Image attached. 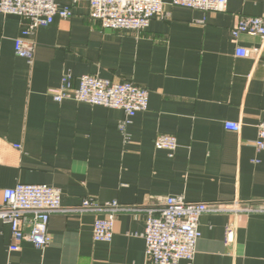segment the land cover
<instances>
[{
  "label": "crops",
  "instance_id": "obj_1",
  "mask_svg": "<svg viewBox=\"0 0 264 264\" xmlns=\"http://www.w3.org/2000/svg\"><path fill=\"white\" fill-rule=\"evenodd\" d=\"M164 1V15L138 32L104 27L90 16L89 0H60L72 16L40 25L30 57L15 50L28 21L0 12V205L19 183L62 195L44 248L23 240L12 250L11 227L0 219V264H149L146 209L163 197L264 201V149L255 146L264 121V39L232 35L239 17L264 13V0H228L225 11ZM238 47L260 51L239 56ZM68 73L74 87L85 74L136 83L149 90L148 107L123 132V109L54 99L50 90ZM227 121L240 131L226 129ZM160 134L177 137L173 152L155 146ZM88 197L142 209L119 212L113 239L95 241L93 223L103 213L75 210ZM200 230L194 258L179 264H264V212L204 213Z\"/></svg>",
  "mask_w": 264,
  "mask_h": 264
},
{
  "label": "built area",
  "instance_id": "obj_2",
  "mask_svg": "<svg viewBox=\"0 0 264 264\" xmlns=\"http://www.w3.org/2000/svg\"><path fill=\"white\" fill-rule=\"evenodd\" d=\"M172 5L205 11H225L228 0H171ZM164 0H89L90 16L106 28L114 30L143 31L152 18L164 15ZM0 12L14 14L28 22L22 35L15 41L17 55L30 57L35 48L31 35L40 25L52 23L56 17L70 18V6H63L60 0H0ZM260 35L264 39V13L259 16H241L232 29L237 39L241 33ZM258 48L238 47L239 56L259 53ZM72 74L64 75L62 86L51 89L56 101L74 99L92 105L123 109L127 120L121 124L124 132L126 124L137 112L146 110L149 90L131 81L115 82L97 75L85 74L79 77L76 87L72 84ZM228 130L239 132L241 124L227 121ZM155 146L173 152L177 146L175 135L160 134L155 138ZM255 146L264 149V121L257 124ZM4 201L0 205V219L9 224L12 231V250L20 249L23 240L44 248L50 244V215L62 210L61 191L46 184L19 183L4 190ZM254 202L234 200L232 202H194L183 196L163 197L157 205L147 208L148 216L144 238L146 257L149 264H179L182 259L192 260L201 237L200 218L208 212H264V201ZM118 201L101 203L92 197L85 198L75 210L103 213L96 216L93 223L95 241H111L115 232L117 214L127 210H141ZM234 231L228 227L226 240L233 241Z\"/></svg>",
  "mask_w": 264,
  "mask_h": 264
}]
</instances>
